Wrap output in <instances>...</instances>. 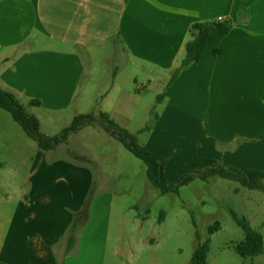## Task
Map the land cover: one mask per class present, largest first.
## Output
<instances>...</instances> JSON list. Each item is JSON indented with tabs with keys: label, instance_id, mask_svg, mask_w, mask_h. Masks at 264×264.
Masks as SVG:
<instances>
[{
	"label": "crops",
	"instance_id": "1",
	"mask_svg": "<svg viewBox=\"0 0 264 264\" xmlns=\"http://www.w3.org/2000/svg\"><path fill=\"white\" fill-rule=\"evenodd\" d=\"M220 19L231 22L230 30L214 32L201 57L172 83L160 77L157 91L164 88L168 119L200 120L204 131L208 122L216 138H232L218 139L217 147L236 150L248 144L259 151L264 144V0H0V86L28 103L39 100L36 107L65 111L83 86V53L112 47L114 57L123 55L171 76L185 56L191 24ZM129 100L135 98L126 91L117 104ZM193 135L182 139L202 149ZM65 147L73 155L60 161L43 159L38 147L29 185L18 189L0 234V264H106L113 195L98 186L105 180L83 163L82 152ZM73 222L75 242L66 253ZM260 255L245 264H264Z\"/></svg>",
	"mask_w": 264,
	"mask_h": 264
},
{
	"label": "rangeland",
	"instance_id": "2",
	"mask_svg": "<svg viewBox=\"0 0 264 264\" xmlns=\"http://www.w3.org/2000/svg\"><path fill=\"white\" fill-rule=\"evenodd\" d=\"M113 53L112 47L101 53H83V86L73 106L65 111L30 106L26 97L17 99L27 112L39 119L40 130L50 136L59 134L77 114V109L83 113L108 112L117 124L137 135L139 144L165 158L164 173L169 181H176L194 162L210 155L232 171L257 168L258 165L257 169L264 170V144L257 145L259 151L248 144L236 150H232L235 147L225 150L217 147V140L232 138H216L208 122V131H204L200 129L203 123L200 120L179 122L168 119L164 88L158 92L157 87L159 79L169 78L170 73L152 71L123 55L114 57ZM126 91L132 92L135 101L118 105L119 99L123 102ZM116 107L123 108L125 113H113ZM146 125L151 126L150 130L138 133ZM91 126L84 127L52 151L41 152L43 159L50 156L59 161L66 160L71 153H66L65 146H73L87 158L83 163L93 169L95 177L104 178V183L98 186L113 195L106 264H188L197 235L200 240L210 237L206 264L248 262L230 247L231 243L244 237L230 209L246 217L264 240L263 190L211 176L207 180L195 178L180 186L178 192L162 195L147 179L146 165L140 158L101 126ZM187 133L194 134L202 149L190 146L182 139ZM183 143L186 147H182ZM37 150V143L8 111L0 108V234L9 224L19 197L18 189L29 185L33 161L38 158ZM93 196L94 193L91 201ZM215 221L220 222V228L208 234V227ZM260 257L264 258V250Z\"/></svg>",
	"mask_w": 264,
	"mask_h": 264
},
{
	"label": "trees",
	"instance_id": "3",
	"mask_svg": "<svg viewBox=\"0 0 264 264\" xmlns=\"http://www.w3.org/2000/svg\"><path fill=\"white\" fill-rule=\"evenodd\" d=\"M230 28L231 22L222 19L201 21L191 24L189 28V39L184 44L185 56L179 67H177L176 71L170 76L169 83H172L183 67L197 61L201 57L206 47L212 42L214 32L224 34L227 33ZM159 98H161V96H159ZM29 105L38 106L40 105V101L31 99ZM0 108L8 111L13 119L24 129L26 134L37 143L39 149L44 151L53 150L58 145L66 143L70 134L76 133L86 126L94 124L101 126L105 132L122 143L130 152L145 163L147 179L162 195L169 192H178L180 186L188 184L195 178L207 180L211 176L231 179L239 182L244 187L250 189L259 188L264 191V170L244 168L238 171H232L225 167L217 158L211 156H205L200 161L194 162L192 167L183 175L179 176L176 181H169L164 173L165 158L152 153L144 144H139L136 134L129 132L127 129L117 124L110 117L109 113L103 110L76 114L71 122L65 126L59 134L50 136L40 130L39 119L35 115L27 112L12 92L3 89L1 86ZM154 116L156 119L157 116ZM150 127V125H146L139 129L138 133H144L150 130ZM235 191H237V189H235ZM91 194L87 200L88 204L91 202ZM230 213L233 220L244 232L243 239L231 243L230 247L244 260L251 262L254 257L263 253V236L257 229L251 226L246 217L239 215L233 209H230ZM162 215L163 212L161 218ZM74 226L75 224L73 222L71 229ZM219 228L220 222L215 221L208 227V234L214 233ZM74 230L75 228L71 230L67 238L66 253L74 245ZM196 238L197 243L188 264H206L210 250V237L208 236L204 240H200L197 235Z\"/></svg>",
	"mask_w": 264,
	"mask_h": 264
}]
</instances>
